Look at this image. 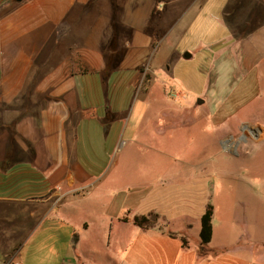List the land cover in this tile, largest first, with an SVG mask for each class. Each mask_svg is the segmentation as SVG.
<instances>
[{"label": "crops", "instance_id": "crops-1", "mask_svg": "<svg viewBox=\"0 0 264 264\" xmlns=\"http://www.w3.org/2000/svg\"><path fill=\"white\" fill-rule=\"evenodd\" d=\"M91 13L97 16L88 19ZM192 58L203 68L183 76L179 66ZM261 66L262 0H0V219L13 210L29 225L24 238L0 229V264H95L76 243L42 262L10 252L58 217L67 198L98 184L104 156L138 136L159 88L180 101L181 91L200 98L217 123L257 98L251 77ZM160 73L180 87H169ZM144 81L150 85L143 94ZM254 131L264 139V127ZM221 144L227 152L239 148ZM112 216L129 232L120 247L123 264H264L226 253L230 244L264 246L254 228L230 240L224 226L215 243L213 227L204 252L188 244V223L185 233H173L161 231L165 218L158 229H139L123 223L122 213ZM65 222L74 232L90 229Z\"/></svg>", "mask_w": 264, "mask_h": 264}, {"label": "rangeland", "instance_id": "rangeland-1", "mask_svg": "<svg viewBox=\"0 0 264 264\" xmlns=\"http://www.w3.org/2000/svg\"><path fill=\"white\" fill-rule=\"evenodd\" d=\"M95 16L91 13L88 19ZM201 68L203 65L195 58L179 66L183 76L193 75ZM159 75L169 87H180L178 81ZM251 79L256 82L257 98L239 111L227 112L217 123L208 118L206 107L196 104L200 98L181 91L184 96L180 101L171 90L159 88V101L148 100L144 119L148 122L142 123L138 136L104 156L98 184L62 202L58 217L44 221L28 242L23 241L20 250L10 252L11 257L19 253L25 260L26 254H33L36 261L42 262L51 253L62 254L67 244L76 243L95 264H123L120 247L129 232L125 226L114 224L111 218L115 213H122L129 221L156 215V222L147 228L158 229L165 218L169 224L161 231L169 229L173 233H185L188 223V244L203 249L198 232L207 204L214 208V234L226 226L230 240L253 228L264 235V139L258 141L255 132L240 129L242 125L249 130L264 127V66ZM232 83L237 86L238 79ZM148 85L144 81L143 94ZM224 141L233 144L231 150L238 144L239 148L227 152L221 144ZM55 190L62 192L64 188ZM120 193L128 198L125 206ZM14 212L10 210L0 219V229L5 234L20 231L24 238L28 220H19ZM66 220L73 224L83 222L90 229L74 232ZM230 247L232 250L226 253H242L264 261V246L254 250L238 244Z\"/></svg>", "mask_w": 264, "mask_h": 264}, {"label": "trees", "instance_id": "trees-1", "mask_svg": "<svg viewBox=\"0 0 264 264\" xmlns=\"http://www.w3.org/2000/svg\"><path fill=\"white\" fill-rule=\"evenodd\" d=\"M213 208L211 205L207 204L203 215L200 218V229H199V241L201 245H207L211 240V218H212ZM157 216L149 214L146 217H134L131 221L126 218L122 219L123 223H131L134 227L141 229H146L150 225L156 222ZM169 237H175L176 235L168 234ZM183 246L186 245L185 239L180 238Z\"/></svg>", "mask_w": 264, "mask_h": 264}, {"label": "water", "instance_id": "water-1", "mask_svg": "<svg viewBox=\"0 0 264 264\" xmlns=\"http://www.w3.org/2000/svg\"><path fill=\"white\" fill-rule=\"evenodd\" d=\"M185 57H189V55L188 54H186V56ZM196 103L198 104V105H202L203 104V101L202 100H200V99H198L197 101H196ZM249 132H252V133H254L255 131L254 130H249Z\"/></svg>", "mask_w": 264, "mask_h": 264}]
</instances>
